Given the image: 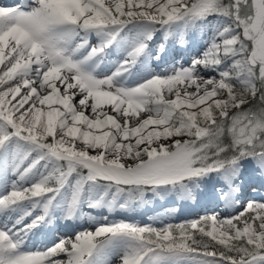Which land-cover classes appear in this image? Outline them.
Segmentation results:
<instances>
[{
	"label": "bare ground",
	"instance_id": "obj_1",
	"mask_svg": "<svg viewBox=\"0 0 264 264\" xmlns=\"http://www.w3.org/2000/svg\"><path fill=\"white\" fill-rule=\"evenodd\" d=\"M210 2L0 0V109L16 128L0 140V264H135L138 249L106 244V222L206 211L217 213L212 234L225 239L228 209L251 211L246 200L264 191V156L201 169L181 139L214 104L224 69L241 61L235 32L205 13ZM179 66L191 80L172 82ZM48 132L53 145L40 142L53 154L42 157L27 136ZM64 161L79 170L51 179ZM130 185L143 193L127 204ZM242 233L264 244V225ZM19 247L32 251L24 257ZM240 263L264 264V246L225 264Z\"/></svg>",
	"mask_w": 264,
	"mask_h": 264
},
{
	"label": "rangeland",
	"instance_id": "obj_2",
	"mask_svg": "<svg viewBox=\"0 0 264 264\" xmlns=\"http://www.w3.org/2000/svg\"><path fill=\"white\" fill-rule=\"evenodd\" d=\"M62 5L60 2V4L51 5L48 9L56 11V8L59 9ZM205 8L206 14L215 13L220 20H224L227 31L235 32L236 37L233 40L237 42L238 47L235 48L234 53L241 57V61L234 72H231L230 66L224 69L223 80L217 83L214 104L211 107H204L198 113L194 125L191 128L185 127L182 131L181 139L186 143V148L188 147L190 152L195 154V159L203 166L201 169L212 164H233L242 158L255 164L264 156V0H211ZM23 9L24 13L29 12L28 8ZM228 23L232 25L231 28L227 27ZM219 64L222 62L217 60L215 66L208 65L216 69ZM182 68L183 66H179L170 73L173 83L191 80L190 69L182 70ZM259 79H261V88H258L256 83ZM3 130L4 136H2ZM15 130V126L4 117L0 109V140H7ZM27 137L28 142L41 151L42 157L53 154L51 148H46L41 143L53 145L52 132L44 133L40 137L34 134H29ZM228 152L231 153L228 154ZM62 156H65V153L61 154ZM68 158L72 157L68 156ZM79 168V166H73L71 161L59 162L54 166V172L50 178L57 180L65 173L78 171ZM47 187L46 190L51 188L49 185ZM135 187L134 185L124 187L129 191L127 204H131L143 193V189ZM240 188L237 186L236 190H241ZM263 193L262 190L253 191L250 198L246 200L245 205L253 204L251 211H246L243 207L228 209L227 220L232 233L225 239H218L212 234L211 219L217 213L200 211L192 216H172L158 221H153L151 216L134 222L126 216L113 218L112 221L105 223L109 229L104 234L109 239L106 244L123 241L127 242L132 250L138 249L135 264H155L170 257L190 260L197 264H218L216 260L223 258L220 253H214L211 250L205 253L193 250L167 251L162 248L161 242H169L173 237H184L200 232L214 243L225 246L226 248L222 249L223 252L230 251L237 243L242 244L247 252L261 245L264 246L261 242L242 233L253 223L264 225ZM216 196L222 203H227L226 200H229L227 193L221 194L219 190H216ZM236 203L237 201L232 199V203L228 206H236ZM82 242L85 243V241ZM149 248L151 249L147 251ZM13 251L26 257L32 250L19 247L14 248ZM185 253L187 255H181ZM243 255L245 257L248 253ZM15 264L25 263L15 262Z\"/></svg>",
	"mask_w": 264,
	"mask_h": 264
},
{
	"label": "trees",
	"instance_id": "obj_3",
	"mask_svg": "<svg viewBox=\"0 0 264 264\" xmlns=\"http://www.w3.org/2000/svg\"><path fill=\"white\" fill-rule=\"evenodd\" d=\"M48 144V143H47ZM227 152V150H226ZM231 152H228L230 154ZM176 235V233H174ZM163 245V249H166L167 251H199L201 253H205L206 251L211 250L214 253H220L222 254L223 258H219L216 261L218 263L225 264L228 261L229 262H236V261H242V259H246L247 256L244 257L243 254L247 255L246 248L243 247L242 244L237 243L234 244L230 249V251L223 252V248L225 249V246H220L218 243H214L209 238L204 236L202 233L194 232L191 234H188V236L184 237H173L169 242H161ZM220 247V248H218ZM151 248H149L147 251H149ZM206 255V254H205Z\"/></svg>",
	"mask_w": 264,
	"mask_h": 264
}]
</instances>
